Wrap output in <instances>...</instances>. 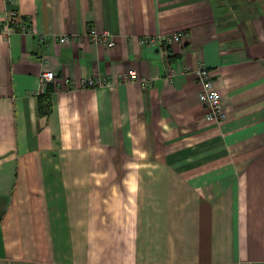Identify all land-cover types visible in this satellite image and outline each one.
<instances>
[{"label": "crops", "instance_id": "obj_1", "mask_svg": "<svg viewBox=\"0 0 264 264\" xmlns=\"http://www.w3.org/2000/svg\"><path fill=\"white\" fill-rule=\"evenodd\" d=\"M10 12L33 34L0 33V264H264V0H0V24Z\"/></svg>", "mask_w": 264, "mask_h": 264}, {"label": "built area", "instance_id": "obj_2", "mask_svg": "<svg viewBox=\"0 0 264 264\" xmlns=\"http://www.w3.org/2000/svg\"><path fill=\"white\" fill-rule=\"evenodd\" d=\"M15 31L33 34L29 21L22 19L16 12H10L6 18V21L0 24V33L4 36H9ZM87 35L95 43H106L109 47L115 45L113 33L108 30L99 31L93 27L87 32ZM39 40L41 44H45L46 36L41 35ZM66 40L68 41L67 37ZM178 40H180V35L173 34L163 37H145L141 39V42L144 44L162 45L172 44ZM194 72L202 85L201 91L199 93V99L206 108V119L210 122L220 125L225 120L226 115L222 106V94L214 80V75L212 71L203 64L194 69ZM42 78L45 84L48 80L54 78V72L46 71L42 73ZM126 78L135 80L138 78L137 73L135 71H130ZM100 83L108 85L113 84L110 80H100L89 77L84 80L83 85L90 87ZM144 85L150 86V84L145 81Z\"/></svg>", "mask_w": 264, "mask_h": 264}, {"label": "trees", "instance_id": "obj_3", "mask_svg": "<svg viewBox=\"0 0 264 264\" xmlns=\"http://www.w3.org/2000/svg\"><path fill=\"white\" fill-rule=\"evenodd\" d=\"M54 90V86L48 83L46 91L42 95H39V107L41 114H47L50 112L52 107V94Z\"/></svg>", "mask_w": 264, "mask_h": 264}]
</instances>
